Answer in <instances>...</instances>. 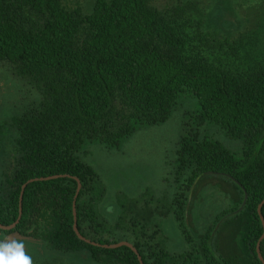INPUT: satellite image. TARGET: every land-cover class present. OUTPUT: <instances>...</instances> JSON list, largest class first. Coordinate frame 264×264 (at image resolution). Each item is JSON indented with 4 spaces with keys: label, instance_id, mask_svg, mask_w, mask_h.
<instances>
[{
    "label": "trees",
    "instance_id": "trees-1",
    "mask_svg": "<svg viewBox=\"0 0 264 264\" xmlns=\"http://www.w3.org/2000/svg\"><path fill=\"white\" fill-rule=\"evenodd\" d=\"M155 0H91L68 8L64 0H0V63L35 88L38 98L13 118L11 155L0 170V225L21 217L10 231L61 252H87L97 264H261L256 247L262 234L257 206L264 198V62L233 71L204 53L206 37L188 13L190 3L165 11ZM189 93L199 105L197 124L211 123L241 138V156L197 130L180 140L179 170L185 177L172 201L175 219L189 242L188 217L193 190L209 175L226 178L238 191L234 211L212 221L197 244L169 254L153 243L157 231L126 230L131 240L107 230L95 207L97 174L78 159L86 142L115 146L136 124L164 122L179 97ZM259 149L252 159L256 147ZM206 173V174H203ZM75 199L77 230L73 232ZM199 177L197 182L195 179ZM264 219V205L260 211ZM134 227V225H132ZM227 232V233H225ZM226 236L223 237L225 234ZM223 237V238H222ZM130 243L105 249L102 245ZM264 259V238L259 245ZM35 264H54L35 261Z\"/></svg>",
    "mask_w": 264,
    "mask_h": 264
},
{
    "label": "rangeland",
    "instance_id": "rangeland-1",
    "mask_svg": "<svg viewBox=\"0 0 264 264\" xmlns=\"http://www.w3.org/2000/svg\"><path fill=\"white\" fill-rule=\"evenodd\" d=\"M90 3L91 0H64L68 8L84 10ZM186 3L192 5L188 9L191 20L195 24L200 22L199 30L206 37V41L199 39L196 46L203 45L202 50L212 62L240 72L264 62V0H155L151 5L165 11ZM37 98L35 88L0 63V170L7 166L11 155L13 118ZM198 109L196 98L184 93L164 122L136 124L115 146L98 141L82 146L78 159L97 174V212L108 216L112 227L120 223L115 232L119 239H133L126 232L129 227L136 236L142 230L157 231L153 243L159 250L181 254L197 244L218 216L232 212L238 191L226 178L209 175L198 181L192 193L187 228L191 241H186L175 219L172 201L185 180L179 170L180 140L197 130L217 140L236 157L241 156L243 147L241 138L224 133L214 124L191 122L193 117L197 121ZM201 200L203 211L199 214L197 205ZM109 208L112 211L105 213ZM23 241L38 262L97 264L85 251L61 252Z\"/></svg>",
    "mask_w": 264,
    "mask_h": 264
},
{
    "label": "water",
    "instance_id": "water-1",
    "mask_svg": "<svg viewBox=\"0 0 264 264\" xmlns=\"http://www.w3.org/2000/svg\"><path fill=\"white\" fill-rule=\"evenodd\" d=\"M259 146L260 145H258L256 147L255 152H254V154L252 156V159H254V157H255L258 149H259ZM203 174H206V173H203ZM60 177H70V176H67V175H56V176L47 177V178L31 179V180H28L27 182H25L21 186V191H20V196H19V204H18L19 206H18V218H17V220L13 224H11L9 226H2V225H0V230L1 231H10V230L14 229V227L18 223V221H19V219L21 217V213H22V196H23V191H24L25 187L27 186V184H29V183H31L33 181H36V180H49V179L60 178ZM73 179L77 183V188H76V192H75L74 200H73V204H72V211H73V226L72 227H73V232L75 233L76 237L79 240H81V241H83V242H85L87 244L93 245V246H99V244H97L95 242H92V241L84 238L83 236H81V234L77 230V220H76V212H75V199H76V197H77V195L79 193V190H80L81 185H80V181L77 178L73 177ZM198 179H199V177H197L195 179V182H197ZM242 191H243V199H242L240 205L234 211H232V212H230V213L222 216L219 219V221L216 223V225H215V227H214V229L212 231V235L214 234L215 230L217 229V227L221 224V222L223 220L227 219L230 216H233L235 214H238L239 212L242 211L244 205L246 204V200H247V193L244 190H242ZM263 205H264V198L262 199V201L257 206V213L259 215V218H260L261 224H262V234H261V236H260V238L258 240L257 247H256V252H257V257H258L259 261L261 262V264H264V259L261 256V253H260V250H259L260 242L264 238V219H263V217L260 214V211H261V208L263 207ZM121 246L128 247L129 249H131L137 255L136 249L130 243H127V242H124V241L123 242L116 243V244H111V245H102V248H105V249H116V248H119ZM139 262H140V264H143L140 258H139Z\"/></svg>",
    "mask_w": 264,
    "mask_h": 264
},
{
    "label": "clouds",
    "instance_id": "clouds-1",
    "mask_svg": "<svg viewBox=\"0 0 264 264\" xmlns=\"http://www.w3.org/2000/svg\"><path fill=\"white\" fill-rule=\"evenodd\" d=\"M0 264H34L33 257L22 240L0 237Z\"/></svg>",
    "mask_w": 264,
    "mask_h": 264
},
{
    "label": "crops",
    "instance_id": "crops-1",
    "mask_svg": "<svg viewBox=\"0 0 264 264\" xmlns=\"http://www.w3.org/2000/svg\"><path fill=\"white\" fill-rule=\"evenodd\" d=\"M96 202H97V201H96ZM199 203H200V202H199ZM199 206H200V207H199ZM202 206H203V205H202V200H201V204H198V205H197V207H199V214H201L202 211H203V207H202ZM95 207H96V204H95ZM201 208H202V209H201ZM110 211H112L111 208H109V210H107V212H105V213L108 214ZM204 211H206V210H204ZM100 215H101V214H100ZM101 216L105 219L104 223L107 225V228H108L107 230H110V228L113 229L112 224L108 222V220H109L108 216H107V218H106V215H105V214H102ZM107 219H108V220H107ZM148 231H150V230H148ZM7 237H9L10 240H22V241H23V240H28L29 242L31 241L30 239H27V238H21V237L15 235V234L9 235V236H7ZM31 243H38V242L31 241Z\"/></svg>",
    "mask_w": 264,
    "mask_h": 264
}]
</instances>
